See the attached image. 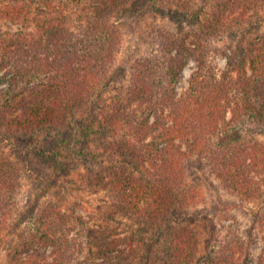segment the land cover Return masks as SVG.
Listing matches in <instances>:
<instances>
[{"label": "trees", "instance_id": "16d2710c", "mask_svg": "<svg viewBox=\"0 0 264 264\" xmlns=\"http://www.w3.org/2000/svg\"><path fill=\"white\" fill-rule=\"evenodd\" d=\"M90 1L92 15L80 30L66 18H45L35 19L34 34L0 37V86L5 84L0 88V135L35 140L55 135L61 142L77 113L90 108V118L105 124L110 134L121 131L112 152L145 169L136 176L121 162L103 165L90 173V185L110 191L125 213L151 222L173 223L174 216L188 214L196 204L198 193L188 178V163L194 157L201 158L222 188L242 203L264 200V143L247 127L258 113L264 116V40L250 44L251 60L246 53L229 58L224 69L210 57L213 37L228 36L258 17L264 0H218L213 20L191 35L158 30L157 53L136 63L127 100L115 102L111 111L101 110L122 46L115 18L131 0ZM169 1L180 7L190 0ZM29 7L13 0L0 5V16L28 19ZM191 59L197 69L178 96L177 82ZM27 152L18 145L10 153L0 151V236L20 212L24 176L33 168ZM256 217L263 234L254 264H264V212ZM67 224V215L57 204H46L31 227L17 232L9 264H70L75 249ZM170 233L163 256L156 255L150 264L201 262L200 242L193 233L184 229ZM120 242L106 246L118 249ZM47 247L51 257L40 252ZM250 247L235 235L218 248L210 263L249 264Z\"/></svg>", "mask_w": 264, "mask_h": 264}, {"label": "rangeland", "instance_id": "374dc122", "mask_svg": "<svg viewBox=\"0 0 264 264\" xmlns=\"http://www.w3.org/2000/svg\"><path fill=\"white\" fill-rule=\"evenodd\" d=\"M217 1L190 0L188 6L183 3L179 7L169 0H131L119 11L115 19L122 33V46L107 79L110 83L104 90L102 104L105 110L101 111H111L115 102L127 100L136 63L150 53H157L154 43L158 30L179 36L191 35L213 20ZM12 2L0 0V5ZM19 2L30 6L29 18L11 21L5 15L0 16V37L6 33L34 34L37 31L35 19L45 18H66L75 30H80L92 15L90 0ZM263 40L264 9L258 17L237 26L228 36L213 37L210 57L224 69L229 58L236 60L245 53L247 58L254 56L250 54V44L260 45ZM196 69L194 59L186 63L176 85L178 96L186 91ZM248 73L252 74L251 68ZM0 88H5V84ZM93 122L90 108L77 113L75 124L61 142V136L55 135L48 138L42 135L38 140L32 136L21 139L0 135L1 152L10 153L15 145L25 147L33 165L24 176L19 215L9 231L0 236V264H9V249L12 241H16L17 232L31 227L38 211L48 203L57 204L67 215V229L71 230L69 234L75 249L70 264H150L156 255L166 251L170 232L177 229L190 231L200 242L201 262L198 264H212L210 258L235 235L251 245L249 264H254L263 234L256 215L264 212V200L242 203L222 188L201 158L194 157L188 163V178L198 196L188 214L174 216L173 223L170 220L156 223L127 214L110 191L90 185L89 175L100 166H116L120 162L136 176L144 174L145 169L132 158H122L112 152V142L121 140V131L115 136L108 132L105 124H98L97 119ZM247 125L256 131L254 137L264 143V116L258 113ZM56 147L58 152H55ZM113 241H121L119 248L108 250L106 243ZM40 252L46 257L52 255L48 247Z\"/></svg>", "mask_w": 264, "mask_h": 264}]
</instances>
